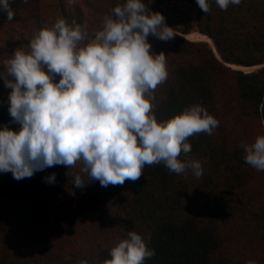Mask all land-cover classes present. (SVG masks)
<instances>
[{"label":"trees","instance_id":"1","mask_svg":"<svg viewBox=\"0 0 264 264\" xmlns=\"http://www.w3.org/2000/svg\"><path fill=\"white\" fill-rule=\"evenodd\" d=\"M43 1L10 0L14 19L9 22L0 10V33H38L64 19L86 29L87 44L120 5L116 0L109 6L90 4L94 14L85 21L79 7L68 8L64 0L49 5ZM99 1L108 4V0ZM172 1L193 5L197 36L210 40L218 57L207 43L186 39L187 28L173 32L167 42L149 35L151 52L164 53L168 72L150 103L155 105L157 122L193 105L204 107L219 121L211 135L189 137L191 151L178 157L181 162L199 161L202 176L197 178L191 169L171 173L160 163L146 165L140 179L126 180L122 186L102 187L90 181L81 189L73 184L75 174L87 180L81 165L45 168L19 181L10 172H0V244L16 220L4 216L7 201L16 202L27 187L36 210L27 218L35 234L25 241L28 246L1 251L0 264H80L82 260L103 264L128 231L141 235L147 247L155 250L145 264H247L250 260L264 264V171L245 163L241 147L264 136V0H241L226 11L208 0L207 14L196 0H150V7L142 3L157 12ZM32 39L23 41L28 46ZM16 50L0 46V74L6 73L4 61ZM232 66L261 67L246 73ZM10 92L5 87L0 92L6 102L0 124L15 132L20 126L8 112ZM52 173L55 182L46 183ZM42 236L48 244L41 243Z\"/></svg>","mask_w":264,"mask_h":264},{"label":"clouds","instance_id":"2","mask_svg":"<svg viewBox=\"0 0 264 264\" xmlns=\"http://www.w3.org/2000/svg\"><path fill=\"white\" fill-rule=\"evenodd\" d=\"M215 3L226 11L241 0ZM196 4L205 14L210 11L208 0ZM0 10L9 22L14 19L10 0H0ZM112 12L114 18L106 16L103 29L87 44L85 28L58 19L35 35L30 51L16 50L4 61L6 73L0 78L11 89L8 112L20 128L0 127V172L19 181L45 168L80 164L87 180L75 174L73 184L81 189L90 181L122 186L140 179L146 165L160 163L171 173L191 169L197 178L202 176L199 161L181 162L178 157L191 151L189 137L211 135L219 121L193 105L157 122L150 103L168 72L166 56L153 54L147 38L170 41L172 28L141 0H126ZM241 147L245 163L264 171V136ZM45 182L54 183L55 173ZM154 255L141 235L128 231L103 264H145Z\"/></svg>","mask_w":264,"mask_h":264},{"label":"rangeland","instance_id":"3","mask_svg":"<svg viewBox=\"0 0 264 264\" xmlns=\"http://www.w3.org/2000/svg\"><path fill=\"white\" fill-rule=\"evenodd\" d=\"M124 1L125 0H116V3L122 5ZM57 2V0L43 1L45 5ZM64 2L65 6L68 8L79 7L84 14V20L88 21L92 19V15L94 14V12L89 8L90 4L109 6L111 0H108V4H105L102 1L100 2L99 0H64ZM141 2L146 3L150 7V0H141ZM49 12L52 13V10L49 9ZM157 12L161 13L165 17L166 25L172 28L173 32L181 31L182 29L187 28L191 34H195L197 36L198 30L196 27V13L192 4L178 1L167 2L163 4ZM37 34L38 33L36 31H32L31 33L26 31L11 33L10 31L5 30L4 32L0 33V46L17 48L18 50L28 52L30 49L27 45H25V41L23 40L28 38L32 39ZM260 67L257 66V69L254 71L258 70ZM3 87L4 81L3 79H0V92L2 91ZM2 97L3 98L0 99V113L6 110V102H4L5 95ZM0 126H3V124H0ZM79 167L80 164H77L73 168L78 169ZM22 190L24 191V194H18V198L15 200L16 202L11 203L7 201L4 206V216L12 215L16 218V220L12 223L9 229H6V233L3 237V243L0 244V252L4 250L6 251L8 249L24 250L28 246L25 241L35 235L33 231V224L27 221V218L30 215H34L36 213L35 202L26 194L28 191L27 187H24ZM66 204L70 205V202L67 201ZM95 211H97V209ZM41 243L48 244L46 236H42Z\"/></svg>","mask_w":264,"mask_h":264},{"label":"bare ground","instance_id":"4","mask_svg":"<svg viewBox=\"0 0 264 264\" xmlns=\"http://www.w3.org/2000/svg\"><path fill=\"white\" fill-rule=\"evenodd\" d=\"M186 37H187L186 39H188L190 41H193V42H205V43H207L210 46V48L213 50L215 55L217 56V52H216V50L214 48V45H213V43L210 40H203V39L199 38L198 36H196L195 34H191V33L188 34ZM232 68L236 69V70H243L245 72H250V71H254L255 69H257V66L256 67H251V68L232 66Z\"/></svg>","mask_w":264,"mask_h":264}]
</instances>
